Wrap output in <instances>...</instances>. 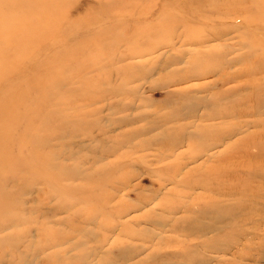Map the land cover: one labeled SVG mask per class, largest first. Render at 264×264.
Returning a JSON list of instances; mask_svg holds the SVG:
<instances>
[{"label": "rangeland", "instance_id": "374dc122", "mask_svg": "<svg viewBox=\"0 0 264 264\" xmlns=\"http://www.w3.org/2000/svg\"><path fill=\"white\" fill-rule=\"evenodd\" d=\"M256 263L264 0H0V264Z\"/></svg>", "mask_w": 264, "mask_h": 264}, {"label": "bare ground", "instance_id": "6f19581e", "mask_svg": "<svg viewBox=\"0 0 264 264\" xmlns=\"http://www.w3.org/2000/svg\"><path fill=\"white\" fill-rule=\"evenodd\" d=\"M223 1H224V0H223ZM221 4H222V3H221ZM211 10H213V9H211ZM219 11H220L219 14H221V10H219ZM225 16H226V15H225ZM221 19H222V18H221ZM251 25H252V24H251ZM249 26H250V25H249ZM249 26H248V27H249ZM205 28H206V27H205ZM254 28H255V27H254ZM256 29H257V28H256ZM248 33H249V32H248ZM249 34H250V33H249ZM246 35H247V34H246ZM257 43H259V41H258ZM208 45H209V44H208ZM253 46H254V45H253ZM254 49H255V48H254ZM254 49H253V50H254ZM259 258H260V257H259ZM261 258H262V257H261ZM256 264H257V263H256Z\"/></svg>", "mask_w": 264, "mask_h": 264}]
</instances>
